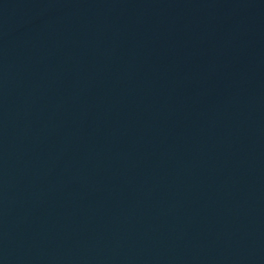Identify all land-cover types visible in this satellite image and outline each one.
Segmentation results:
<instances>
[{"label":"water","instance_id":"obj_1","mask_svg":"<svg viewBox=\"0 0 264 264\" xmlns=\"http://www.w3.org/2000/svg\"><path fill=\"white\" fill-rule=\"evenodd\" d=\"M0 264H264V0H0Z\"/></svg>","mask_w":264,"mask_h":264}]
</instances>
